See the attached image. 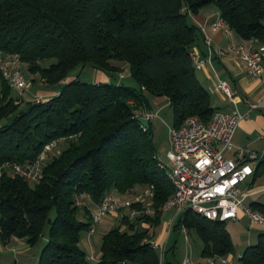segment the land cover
I'll list each match as a JSON object with an SVG mask.
<instances>
[{
  "label": "trees",
  "instance_id": "trees-1",
  "mask_svg": "<svg viewBox=\"0 0 264 264\" xmlns=\"http://www.w3.org/2000/svg\"><path fill=\"white\" fill-rule=\"evenodd\" d=\"M209 4L240 39L264 43V0H0V50L17 54L46 86L59 85L46 100L14 98L0 73V165L33 162L54 140L61 146L34 184L11 170L2 174V243L16 237L35 246L48 223L37 264H161L151 241L174 187L157 165L150 121L144 130L135 113L151 111L150 98L166 97L173 127L188 117L210 119L215 108L190 55L199 38L191 16ZM86 65L109 81L79 79L73 72ZM125 66L136 85L122 83ZM256 171L263 174L264 163ZM137 187L151 188L153 214L122 216L102 235L99 259L90 260L79 241L92 221L76 198L96 205L108 191ZM249 205L264 214V202ZM182 227L200 239L202 258L234 255L224 222L185 210L172 230ZM239 264H264V231Z\"/></svg>",
  "mask_w": 264,
  "mask_h": 264
},
{
  "label": "built area",
  "instance_id": "built-area-1",
  "mask_svg": "<svg viewBox=\"0 0 264 264\" xmlns=\"http://www.w3.org/2000/svg\"><path fill=\"white\" fill-rule=\"evenodd\" d=\"M210 27L213 30H219L226 25L218 14L210 22ZM205 43L210 47L211 39L206 34ZM233 50L240 55L248 76L263 75L264 43L239 44L233 47ZM190 55L195 69H200L210 60V52L207 56L201 57L192 50ZM21 63L17 54H5L0 50V73L7 84L17 92L19 98H22V93L28 85L20 67ZM119 77L123 78L124 74L119 73ZM216 87L229 102H235L237 90L226 80L219 79ZM33 100L41 101L39 98ZM250 107H258V103L251 104ZM135 116L144 117L150 121L156 117V113L143 110L136 111ZM243 117L244 115L235 108L228 111L215 109L207 122L197 117H188L178 127L168 128L169 148L166 158L169 166L157 159L159 169L165 171L169 182L174 187L173 194L159 208L163 213H171L165 221L167 235L172 230L176 218L185 210L219 222L236 221L242 213L247 217L250 226H264V214L253 210L246 203V199L251 195L250 180L254 174L252 164L255 159L254 153H250L249 160L244 162L224 155L225 151L232 149L234 133ZM142 127L146 129V126L142 125ZM53 151H59L58 142L55 140L45 144L33 162L0 165V178L4 171L11 170L21 175L29 184H34L40 179L44 162ZM239 157H242L241 154ZM117 195L116 190L108 191L100 203L92 207L82 197L76 198V205L87 207L89 210L92 221L89 235L95 232V226L107 215H120V218L125 215L133 220L141 213L153 214L151 188L142 187L139 192L124 199H119ZM135 203H139L141 208L132 207ZM181 231L187 233L184 227ZM151 245L153 248H160L161 259L164 252V240L157 244L151 241ZM241 257L242 254H236L237 261H234L233 255H215L206 258V264H239ZM88 258L95 260L93 255H88Z\"/></svg>",
  "mask_w": 264,
  "mask_h": 264
},
{
  "label": "crops",
  "instance_id": "crops-1",
  "mask_svg": "<svg viewBox=\"0 0 264 264\" xmlns=\"http://www.w3.org/2000/svg\"><path fill=\"white\" fill-rule=\"evenodd\" d=\"M218 14L219 11L217 7L213 4H209L202 7L197 14L191 16L192 21L199 29V38L193 50L201 57L207 56L210 52L209 62L204 63L200 69H195V74L200 84L209 92L213 108L224 111L235 108L240 114L244 115L234 133L232 139V149L225 151L224 155L236 161L244 162L245 160H249L248 155L250 153H254L255 159L252 161V164L256 174L258 165L260 163H264V72L261 77L248 76L245 71L244 62L240 58V55L233 50V47L239 44L258 45L259 43L252 40H242L234 31L229 30L227 27L219 30H213L210 27V22ZM205 34L211 39L210 47H208L205 43ZM90 71L93 72L95 76L92 82L109 81V78L103 72L95 69H90ZM219 79L226 80L231 87L237 90V97L234 103L229 102L217 89L216 84ZM52 91V94L56 93V90ZM150 103L151 111L156 114L164 107L170 106L169 100L166 97L150 98ZM255 103H258V107L251 108L250 105ZM150 124L152 129H154L155 127L151 120ZM169 127L170 126H166V130L157 136L158 138L156 141L154 140L158 152L164 140H166L167 143V150L169 148L167 131ZM157 153L156 156L157 159H159ZM239 154H241L242 157H239ZM263 188L264 173L260 175H253L250 180L251 195L246 199V202L248 204L256 201L264 202ZM140 190L141 187H137L130 193L118 194L117 197L119 199L128 198L130 195L135 192L137 193ZM114 216L118 218L117 215ZM162 216H164V218L161 221V227L159 226L160 229L156 242L152 238V241L156 244L163 240V233L165 232V221L163 222V220H167L171 216V213L165 212ZM242 217L247 219L246 216L240 213L238 220ZM251 227H254V229L260 232L264 231V226L262 225H252ZM95 232L92 235H89L91 240ZM256 239L257 236H250L247 246L254 244ZM187 240H189V237ZM32 247L29 246L23 238L11 237L5 243H2L0 240V264H35V255L31 254ZM243 250H239L235 254H242ZM165 251L164 247V252ZM171 251L173 252V249ZM164 252L163 257L161 258V264H206V259L201 256L191 260L185 253L182 256L179 254L177 258L174 255V252L173 257H170L167 254L164 256ZM92 253L93 252L90 251L88 255H93L95 258Z\"/></svg>",
  "mask_w": 264,
  "mask_h": 264
},
{
  "label": "rangeland",
  "instance_id": "rangeland-1",
  "mask_svg": "<svg viewBox=\"0 0 264 264\" xmlns=\"http://www.w3.org/2000/svg\"><path fill=\"white\" fill-rule=\"evenodd\" d=\"M20 67L28 83L27 88L22 93V98L24 100H30V99H36V98H39V100H46L47 98L54 95V93L52 94L53 92L52 90L55 91L59 89V85L46 86V84L41 80L38 74H31L28 71L26 64L21 63ZM90 69L91 67L86 65L81 70H74L73 73H76L79 79L83 81L92 82L95 76H94V73L90 71ZM120 73L125 75V78L121 80L122 83L127 84V85H130V84L136 85L133 82L132 78L130 77L127 66H125ZM12 96L14 98L17 97V92L13 89H12ZM173 121H174V117H173L172 109L170 106H166L162 110H159L157 112L156 117L153 120H151V122L154 124V127H155L153 129V137L155 141L158 138L157 136L166 130V126L171 127L173 125ZM166 150H167V143H166V140H164L159 152L157 151L158 152L157 154L159 157L158 160H160L161 162L169 166V162L167 158L165 157ZM84 200L89 202V206L91 207L93 206V204L89 201V199L84 198ZM119 216L120 215H117L118 218H116L114 214L105 216L103 221L95 226L96 232L93 235L92 240L89 238V234L87 231H83L81 233L79 246L81 247L83 251H85L87 255L91 251L93 252L92 254H94L96 260L99 259L101 237L110 228L118 225L119 219H120ZM53 217H54V211L51 210L49 213V218L52 219ZM78 218L80 220H85L82 210L78 212ZM163 218L164 216H162V219ZM164 221L166 220H163V222ZM160 227L155 230L156 233L153 237V240L155 242H156V238L158 236ZM224 227L226 228V230L229 232L231 236L235 253L239 250H243L247 246L250 236L256 237L258 233L260 232L254 229V227L249 226V222L245 217H242L240 220L236 222L226 221L224 222ZM48 228H49V224L46 223L44 226L43 234L39 242L35 246L32 247L31 254L35 255V259H36L35 264H37L41 250L43 249L44 245L47 242ZM163 234H164L163 235L164 247L166 250L164 253L165 256L167 254L168 256L173 257V252H174V255L177 258L179 254L182 256L184 253L187 256H189V259L191 260L200 257V249H201L202 243L200 239L198 238V236L195 234V232L190 231L188 233H184L180 230H170L167 235V229L165 228V232ZM186 237L187 238L189 237V240H187ZM172 249H173V252L171 251ZM157 251L160 254L159 247L157 248ZM235 253L233 255V260L237 261Z\"/></svg>",
  "mask_w": 264,
  "mask_h": 264
},
{
  "label": "water",
  "instance_id": "water-1",
  "mask_svg": "<svg viewBox=\"0 0 264 264\" xmlns=\"http://www.w3.org/2000/svg\"><path fill=\"white\" fill-rule=\"evenodd\" d=\"M137 120H138V122L140 123V124H142V125H144V126H148V120L146 119V118H144V117H137Z\"/></svg>",
  "mask_w": 264,
  "mask_h": 264
}]
</instances>
